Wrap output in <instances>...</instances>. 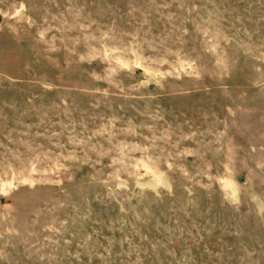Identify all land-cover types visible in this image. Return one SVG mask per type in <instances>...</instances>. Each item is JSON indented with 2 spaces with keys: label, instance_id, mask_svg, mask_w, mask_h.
Segmentation results:
<instances>
[{
  "label": "rangeland",
  "instance_id": "1",
  "mask_svg": "<svg viewBox=\"0 0 264 264\" xmlns=\"http://www.w3.org/2000/svg\"><path fill=\"white\" fill-rule=\"evenodd\" d=\"M0 264H264V0H0Z\"/></svg>",
  "mask_w": 264,
  "mask_h": 264
}]
</instances>
